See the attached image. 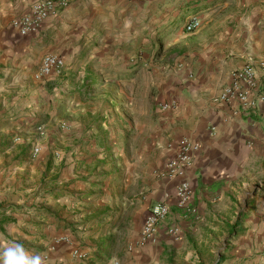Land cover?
<instances>
[{
  "label": "crops",
  "instance_id": "0c3cea01",
  "mask_svg": "<svg viewBox=\"0 0 264 264\" xmlns=\"http://www.w3.org/2000/svg\"><path fill=\"white\" fill-rule=\"evenodd\" d=\"M40 1L0 0V78L11 77L13 67L28 68L24 74H30L34 62L38 67L46 54L56 55L64 63L79 61L88 45L112 31L120 30L128 39L144 43L148 32L155 30L152 24L166 9L172 11L169 28L172 38L175 36L174 43L179 45L176 38L184 37L177 15L200 11L197 16L201 26L191 37V44L182 42L174 50L172 71L166 75L155 64L142 69L143 76L154 78L152 86L166 93L160 106L168 108H156L160 122L150 126L143 136L144 141L150 138L149 147L137 151L131 164L128 159L121 163L126 197L114 201L107 192L104 203L124 206L120 221L127 225L125 229L134 224L131 241H139L152 204L169 207L155 242L136 248L138 264H264V74L259 70V65L264 64V0H70L65 9L45 19L36 33L20 36L13 22ZM216 12L221 18L212 21L210 16ZM212 30L219 31L203 34ZM150 34V38L155 37ZM245 64L256 68L259 81L251 98L261 100L249 111L219 99L232 73ZM161 74L165 79L158 80ZM53 80H57L56 76L47 82ZM167 84L170 87L165 91ZM182 139L199 147L184 175L193 193V210L188 216L175 207L179 178L170 180L164 176V165L175 156ZM88 155L83 150L79 159L89 160ZM70 161L65 159L62 178L64 174L73 178L88 172ZM2 187L0 205L8 193ZM58 190L60 204L53 202H57L54 197L42 198L47 201L42 210L71 204L74 210L70 217L78 218L73 221L78 220L76 225H80L82 215L75 213L78 208L74 204L90 200L89 185H73V197ZM43 193L32 202L37 203ZM16 195L17 201L22 199L19 193ZM12 216L17 221L9 224L8 230L17 236L16 241L25 235L23 230L39 234L38 223L44 222L43 218L26 214ZM172 226L179 230L177 238L168 233ZM30 227L36 230L29 232Z\"/></svg>",
  "mask_w": 264,
  "mask_h": 264
},
{
  "label": "rangeland",
  "instance_id": "374dc122",
  "mask_svg": "<svg viewBox=\"0 0 264 264\" xmlns=\"http://www.w3.org/2000/svg\"><path fill=\"white\" fill-rule=\"evenodd\" d=\"M195 11L177 15L179 25L185 15L198 21L191 32L182 28L184 38H176L179 45L191 44L201 26L200 11ZM220 15L216 12L210 18L218 21ZM170 25L172 11L166 9L144 43L128 39L120 30L112 31L88 45L79 61H67L58 74L39 76L34 62L30 74H24L28 68L13 67L11 77L0 78V189L4 186L8 192L0 205V264H138L136 248L142 243L131 241L134 224L125 229L127 225L120 221L124 206L104 202L108 193L114 201L126 197L121 163L128 159L131 164L137 151L149 147L150 138L144 141V133L160 122L156 108H161L166 93L152 86V75L143 76L141 71L150 64L166 75L172 71V54L179 45L174 43ZM150 33L155 37L150 38ZM52 76L57 80L47 82ZM86 77L94 80L89 87ZM164 87L168 91L170 85ZM83 150L89 160L79 159ZM66 158L88 172L62 178ZM73 185L90 189L91 201L74 204L75 213L82 215L80 225L73 221L78 218L70 217L74 206L69 203L42 210L47 202L42 198L54 197L55 204L60 201L59 188L66 197H73ZM41 191L39 201L32 202ZM18 214L43 218L39 234L23 230L25 235L16 241L8 229L17 221L12 215Z\"/></svg>",
  "mask_w": 264,
  "mask_h": 264
},
{
  "label": "built area",
  "instance_id": "2783aa9c",
  "mask_svg": "<svg viewBox=\"0 0 264 264\" xmlns=\"http://www.w3.org/2000/svg\"><path fill=\"white\" fill-rule=\"evenodd\" d=\"M138 3H143L144 0H130ZM70 3V0H41L34 4L29 12L18 20L13 22L14 27L18 30L19 35L27 37L38 31L42 22L48 17L56 14L60 10L65 9ZM198 25L197 18H187L183 23L185 32L193 31ZM64 61L52 54H46L41 58L39 64V76H49L58 74L64 68ZM259 70L264 74V64L259 65ZM258 76L256 68L252 64H245L240 69L235 70L229 84L224 87L219 95V99L226 103H237L243 110L249 111L254 109L261 100L252 99L254 90L258 84ZM167 105H162L161 110H167ZM199 147L194 142L188 139H182L178 143V148L175 156L164 165V176L168 179L179 178V182L175 188V207L181 211L183 216H188L192 213V189L189 182L185 179V171L192 161V155L198 151ZM38 150L35 149V152ZM170 209L164 203H154L150 206L149 211L143 221L140 232V242L142 244L155 242L157 231L160 225L166 220ZM168 233L173 238H177L179 230L172 226L168 228Z\"/></svg>",
  "mask_w": 264,
  "mask_h": 264
},
{
  "label": "trees",
  "instance_id": "16d2710c",
  "mask_svg": "<svg viewBox=\"0 0 264 264\" xmlns=\"http://www.w3.org/2000/svg\"><path fill=\"white\" fill-rule=\"evenodd\" d=\"M86 82H87V87H89L91 84H92V82L94 81L93 80V78H91V77H86ZM108 249V248H107Z\"/></svg>",
  "mask_w": 264,
  "mask_h": 264
}]
</instances>
